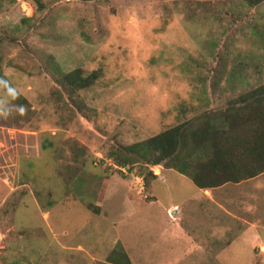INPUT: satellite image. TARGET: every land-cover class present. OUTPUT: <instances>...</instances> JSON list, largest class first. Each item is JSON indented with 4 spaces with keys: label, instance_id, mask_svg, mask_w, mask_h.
Instances as JSON below:
<instances>
[{
    "label": "rangeland",
    "instance_id": "1",
    "mask_svg": "<svg viewBox=\"0 0 264 264\" xmlns=\"http://www.w3.org/2000/svg\"><path fill=\"white\" fill-rule=\"evenodd\" d=\"M75 69L98 78L73 93ZM261 85L264 0H0V264H264L247 237L227 244L238 229L182 235L188 175L111 156ZM237 125L224 147L251 138Z\"/></svg>",
    "mask_w": 264,
    "mask_h": 264
},
{
    "label": "trees",
    "instance_id": "2",
    "mask_svg": "<svg viewBox=\"0 0 264 264\" xmlns=\"http://www.w3.org/2000/svg\"><path fill=\"white\" fill-rule=\"evenodd\" d=\"M249 1L254 5L263 0ZM98 73L97 70L92 74L84 75L80 69H75L66 73L61 80L71 87L74 93L92 85L98 78ZM239 100L241 106L235 107L236 104L232 103L231 107L219 112L209 122L201 123L200 127L194 126V120H185L149 138L116 149L111 156L120 166L144 161L148 164L173 167L188 175L197 186L202 188L218 186L227 181L236 182L262 173L264 171V85L244 92L239 96ZM227 124L231 125L229 128L231 130L237 124L242 127L248 126V132L246 130L241 132L249 133L251 138L245 139L243 136L239 146L234 144V147H224L222 139L223 137L227 139L229 133L224 134L222 132L224 129L221 127ZM195 155L208 156V158L198 162L195 161ZM116 255L122 257L121 254ZM123 261L131 264L126 258ZM112 262L119 264L115 260Z\"/></svg>",
    "mask_w": 264,
    "mask_h": 264
},
{
    "label": "crops",
    "instance_id": "3",
    "mask_svg": "<svg viewBox=\"0 0 264 264\" xmlns=\"http://www.w3.org/2000/svg\"><path fill=\"white\" fill-rule=\"evenodd\" d=\"M263 175L264 173H259L240 181H227L221 185L208 188L199 187L194 183L197 189L194 193L186 196L182 202V212L186 220L184 227L181 226L182 235L190 237V241H196L197 246L206 248L209 244L215 243L220 234L224 235L238 229L237 233L232 232L231 240L227 244H231L237 239L240 240V236L247 237L249 245L246 250H248L249 256L254 257L253 246L264 249V232H261L264 230V196L260 195L262 186H256L250 181L263 177ZM243 184L249 188L244 187ZM241 186L245 189L241 190ZM192 198L197 203L194 207L197 212L194 229L186 225L189 203ZM177 206L178 204H173L170 208ZM177 211L181 212V206ZM204 229L206 232L203 231ZM192 232L195 235L190 236ZM210 249L212 250V248ZM218 254L216 251L214 252L216 259H220ZM262 255L264 259V253ZM130 260L132 261L131 257Z\"/></svg>",
    "mask_w": 264,
    "mask_h": 264
},
{
    "label": "bare ground",
    "instance_id": "4",
    "mask_svg": "<svg viewBox=\"0 0 264 264\" xmlns=\"http://www.w3.org/2000/svg\"><path fill=\"white\" fill-rule=\"evenodd\" d=\"M156 170V172L159 174L160 173V170H159V168H155Z\"/></svg>",
    "mask_w": 264,
    "mask_h": 264
},
{
    "label": "water",
    "instance_id": "5",
    "mask_svg": "<svg viewBox=\"0 0 264 264\" xmlns=\"http://www.w3.org/2000/svg\"><path fill=\"white\" fill-rule=\"evenodd\" d=\"M176 210H173V212L175 213Z\"/></svg>",
    "mask_w": 264,
    "mask_h": 264
}]
</instances>
